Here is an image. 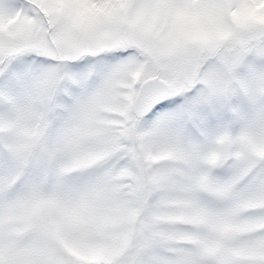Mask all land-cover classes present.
Listing matches in <instances>:
<instances>
[{
	"label": "snow or ice",
	"instance_id": "1",
	"mask_svg": "<svg viewBox=\"0 0 264 264\" xmlns=\"http://www.w3.org/2000/svg\"><path fill=\"white\" fill-rule=\"evenodd\" d=\"M0 264H264V0H0Z\"/></svg>",
	"mask_w": 264,
	"mask_h": 264
}]
</instances>
